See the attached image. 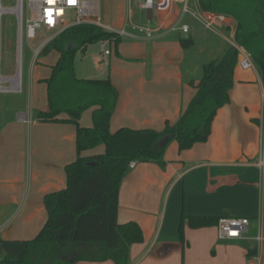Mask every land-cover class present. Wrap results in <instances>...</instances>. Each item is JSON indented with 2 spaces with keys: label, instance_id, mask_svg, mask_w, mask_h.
Masks as SVG:
<instances>
[{
  "label": "crops",
  "instance_id": "crops-1",
  "mask_svg": "<svg viewBox=\"0 0 264 264\" xmlns=\"http://www.w3.org/2000/svg\"><path fill=\"white\" fill-rule=\"evenodd\" d=\"M155 2L160 8L153 12L140 7L135 10L134 0L123 2L116 7L112 24L108 25L129 32L133 25L150 26L156 31L154 39L124 38L117 48L108 43L107 48L112 49L108 57L102 54V42L101 60H93L91 71L82 68L84 76L80 79L109 78L117 89L118 103L110 126L112 133L123 127L162 131L167 123L177 124L195 96V86L202 77V65L195 64L197 54L216 60L227 50L206 43L202 52L190 54L191 48L185 50L179 38L193 39L194 48L200 31H209L190 17L183 20L189 27V34L171 31V26L181 16V6L176 0H170L169 4H164V0ZM190 2L200 6L198 0ZM229 22L231 30L227 34L234 37L235 23L230 19ZM214 36L223 41L218 35ZM54 37L46 41V45ZM214 50L217 52L210 55ZM53 52L56 51L45 56ZM56 54L59 58V53ZM189 59L191 65H187ZM239 64L240 61L229 93L230 103L218 111L209 140L185 151H180L178 143L172 141L164 155V166L136 162L123 180L118 221L120 224L138 223L144 235L142 243L130 248V264H217L213 259L224 248L241 250L244 260L254 249L261 203L256 161L262 78L257 68L244 70ZM53 66L39 67L41 72L36 78L31 75L27 98L19 95L24 94V83L21 93L5 92L11 97L4 99L0 95V261L7 256H20L25 242L33 240L42 230L47 221L44 197L66 187L65 167L77 157L74 124L41 123L36 119V112L49 108L45 80L50 77ZM75 71L78 77L76 62ZM250 92L253 97L249 96ZM94 110L82 114V127L93 126ZM22 113L27 114V122L19 120ZM60 118L68 117L62 115ZM104 152L105 146H99L83 155L90 157ZM243 185H251L252 199L240 192ZM183 216L247 217L251 224L242 239L227 241L218 239L215 226L191 229L186 224V244H183L179 239ZM252 230L254 236L250 237ZM239 244H243L245 250L240 249ZM207 249L211 250V257L202 254Z\"/></svg>",
  "mask_w": 264,
  "mask_h": 264
},
{
  "label": "trees",
  "instance_id": "trees-1",
  "mask_svg": "<svg viewBox=\"0 0 264 264\" xmlns=\"http://www.w3.org/2000/svg\"><path fill=\"white\" fill-rule=\"evenodd\" d=\"M198 1L201 10L234 21L233 39L252 56L264 83V0ZM113 38L115 48L124 40L99 26L83 24L65 29L44 47V54L54 50L59 58L45 80L49 108L36 112V119L41 123L74 124L77 157L65 167L66 187L44 197L47 221L42 230L25 242L20 256H7L0 264H129L131 246L144 240L138 223L118 221L120 188L131 170L130 164L164 166V155L172 141L178 143L180 151L207 142L218 111L230 103L240 57L229 44L223 57L202 65L196 94L177 124L167 123L162 131L123 127L112 133L117 89L109 78H78L75 59L78 52ZM179 42L185 50L194 46L188 37L181 36ZM92 108L93 126L82 127V114ZM62 115L68 118L61 119ZM99 146H105L103 154L83 155ZM220 218L183 216L180 241L186 244V224L191 229L213 227Z\"/></svg>",
  "mask_w": 264,
  "mask_h": 264
},
{
  "label": "built area",
  "instance_id": "built-area-1",
  "mask_svg": "<svg viewBox=\"0 0 264 264\" xmlns=\"http://www.w3.org/2000/svg\"><path fill=\"white\" fill-rule=\"evenodd\" d=\"M138 7L154 11L160 8L155 0H144L140 3L139 0H135ZM170 0H164V4H169ZM181 6V16L179 20L171 26V31H180L183 35L189 34L188 25L183 23L186 17H190L199 23L204 29L220 36L221 38L229 41L230 45L234 46L239 53L240 67L244 70H256V66L252 59V56L241 46L228 39L225 35L226 29L231 25L229 19L205 12L201 10L200 6H193L190 0H176ZM25 6H27V17L25 16ZM2 13L5 12L1 6ZM66 10L74 13V22L67 24L65 20ZM15 14L18 23V68L17 72L12 77H3L0 70V95L2 93H21L22 92V78H21V39L22 35L26 33V36L30 39L36 37L38 29L46 28L50 31H59L60 33L65 29L83 25L91 24L96 25L104 29L105 31L115 33L123 39L131 40H152L154 39L155 30L150 26L133 25L132 32L126 30H116L101 20L100 5L96 0H18V4L15 9L11 11ZM0 14V22H1ZM227 33V32H226ZM102 43V54L104 57H108L112 53L111 48H107L108 43ZM46 43L35 52L32 64L35 63L37 58L41 55ZM1 49V41H0ZM0 63H1V51H0ZM7 84V85H5ZM261 88V112L258 118L259 127V153L256 167L259 170V188L261 193V203L258 217L256 219V235L254 237L255 247L249 253L247 257L248 264H263L264 259V83H260ZM19 120L27 122V114L22 113L19 115ZM136 166V162L130 164V168L133 169ZM251 221L247 217H235V216H223L217 224V235L221 241L238 240L242 239L250 229Z\"/></svg>",
  "mask_w": 264,
  "mask_h": 264
},
{
  "label": "rangeland",
  "instance_id": "rangeland-1",
  "mask_svg": "<svg viewBox=\"0 0 264 264\" xmlns=\"http://www.w3.org/2000/svg\"><path fill=\"white\" fill-rule=\"evenodd\" d=\"M100 2V12L102 22L107 25L112 24V16L116 11V7H118L121 3H127L128 0H97ZM144 0H140V3H143ZM18 4V0H1V6L5 12L2 13L1 22H0V41H1V63H0V70L3 77H12L16 74L18 68V49H19V34H18V23L14 13L11 11L16 8ZM134 9L139 10L136 1L134 0ZM25 16L27 17V6H25ZM74 13L72 11L66 10L65 20L67 24H72L74 22ZM191 22V21H190ZM210 32V31H209ZM203 32L200 31L199 39L196 42V47L191 48L189 53L191 54L194 51L202 52L200 50H204V44L207 43V46L214 45L215 47H219L218 49L227 48L229 41L223 39V41L216 36L214 33ZM58 31H50L46 28H41L37 30L36 37L34 39H30L26 36V33L22 35L20 49H21V80H22V87L24 83V94H19L22 97L27 98V89L29 88V82L31 80V75L36 78L37 73L40 71L38 70L39 67H47L50 68L54 64H56L58 58L56 52H53L49 56H45V54L41 53V55L37 58L34 64H32V60L34 58L35 52L38 51L42 45L48 41L49 39L57 36ZM60 34V33H59ZM225 35L228 37L229 40L233 42V37L230 33H226ZM220 37V36H219ZM55 38V37H54ZM112 45H115L114 38L110 40ZM105 41V42H110ZM201 42V43H200ZM227 43V45H226ZM87 53L78 52L76 55V68L78 77L80 78L83 75L82 68L89 69L90 71L94 69L93 60L101 58V44H95L88 47ZM217 51L214 50V53L210 54L213 55ZM218 55V54H217ZM101 60V59H100ZM214 60V58H209L206 55L199 53L197 54V59L195 60V64L197 67ZM192 62L190 59L187 61V65H191ZM256 68L258 66L255 64ZM259 71V69H258ZM41 72V71H40ZM202 73V71L200 70ZM34 73V74H33ZM32 76V79H33ZM98 75L94 77L97 78ZM100 76V75H99ZM7 85V84H5ZM255 94V92H254ZM256 95V94H255ZM29 96V95H28ZM250 97H253L252 92L249 93ZM10 98V94L2 93L1 98ZM27 104L28 99L26 100ZM257 153H259V142L257 146ZM258 161V156H257ZM256 161V162H257ZM250 176V175H249ZM260 179V176H259ZM245 183H249L247 180H243ZM240 192L249 199H252L254 190L252 189L251 185H243L239 188ZM164 216V214H163ZM253 229V228H252ZM249 236H254V231L252 230ZM221 243V242H220ZM238 247L240 249L245 250L243 244H239ZM211 250L207 249L202 252L203 255H210ZM241 254V250H227L226 248L222 249L220 255H218L214 262L217 264H248L247 258H245ZM130 264V263H129ZM264 264V259H263Z\"/></svg>",
  "mask_w": 264,
  "mask_h": 264
},
{
  "label": "bare ground",
  "instance_id": "bare-ground-1",
  "mask_svg": "<svg viewBox=\"0 0 264 264\" xmlns=\"http://www.w3.org/2000/svg\"><path fill=\"white\" fill-rule=\"evenodd\" d=\"M0 14L2 15V9L0 8Z\"/></svg>",
  "mask_w": 264,
  "mask_h": 264
}]
</instances>
